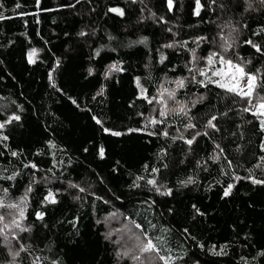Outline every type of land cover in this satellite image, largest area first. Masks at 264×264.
I'll return each instance as SVG.
<instances>
[{
  "label": "trees",
  "instance_id": "trees-1",
  "mask_svg": "<svg viewBox=\"0 0 264 264\" xmlns=\"http://www.w3.org/2000/svg\"><path fill=\"white\" fill-rule=\"evenodd\" d=\"M213 53L264 97V0H0V200H24L19 264H132L114 215L155 245L150 264H264V128L205 70ZM166 79L188 107L153 125Z\"/></svg>",
  "mask_w": 264,
  "mask_h": 264
},
{
  "label": "rangeland",
  "instance_id": "rangeland-1",
  "mask_svg": "<svg viewBox=\"0 0 264 264\" xmlns=\"http://www.w3.org/2000/svg\"><path fill=\"white\" fill-rule=\"evenodd\" d=\"M214 59H215V63L213 64L208 63V66L205 69L208 70L209 67L211 68L212 66H215L217 64L216 67L210 70V76L214 78V81L216 83L217 81H219L218 83L219 85L220 83L227 84L229 87H232L234 84H236L237 81L232 80L230 75L225 77H219L214 75V72L221 68L227 71L226 64L220 62L221 58L217 59L216 57H214ZM223 59L225 61L231 60L233 64H239L241 67H243L245 73L250 75H255L246 71L241 63L228 58H223ZM194 64L196 65V71L203 70V68H201L203 64L200 65L198 62H194ZM112 66L109 68V71H114ZM237 80L239 81V88H242L244 91H247L246 84L248 81V76H244L241 78L238 75ZM178 81L181 80L166 79L159 88L156 97L153 101L152 112L148 117V121H150L151 124L155 125L157 122L161 121V118H163L168 114H172V113L174 114L176 112L186 111L188 107V103H186L185 100H181L176 94L177 90L180 88V86L177 83ZM139 86L141 92L144 93L145 90L140 82H139ZM235 92L239 94V90ZM169 93H172L173 95L170 96ZM248 98L251 102L252 110L262 121L264 128V109L259 108V105L261 103H264V97L261 96L258 92L257 76H256L255 89L253 91V94ZM181 109H183V111H181ZM161 112H164L165 115H161L160 114ZM152 121H156V122L153 123ZM187 135L188 132L186 131H175V136L177 137H185ZM263 147H264V142H263ZM49 199H51V196H49ZM0 203L3 204V207H0V217L3 218L2 220H0V232L2 233L5 241L11 248V261L6 264H19L18 260H16V256L18 255V252L15 250V248L16 245H18L20 242L19 233L25 226L24 200L22 198L17 200H5V202H2L0 200ZM10 205L14 207H9ZM21 212H23V216H21ZM106 222H107L109 234L118 243V246L120 248L119 252L121 253L123 259L129 258L132 261V264H150L152 261L156 260V257L153 255L152 251L150 252L142 251V248L148 243V241H146L143 234L139 231V229L136 226L125 221L120 215L110 216L108 219H106ZM17 224L19 225L18 227ZM136 257H138V259H136Z\"/></svg>",
  "mask_w": 264,
  "mask_h": 264
},
{
  "label": "snow or ice",
  "instance_id": "snow-or-ice-1",
  "mask_svg": "<svg viewBox=\"0 0 264 264\" xmlns=\"http://www.w3.org/2000/svg\"><path fill=\"white\" fill-rule=\"evenodd\" d=\"M171 2L172 0H169V6L171 7ZM197 5H198V8H199V0H197ZM112 11H120L119 9H112ZM122 14V12H121ZM199 14V11H197V15ZM248 43H251V41H248ZM230 47V45H229ZM259 50V49H257ZM218 54L217 53H213L212 55H210L207 60H208V63L209 64H213L215 63V59L214 57H216ZM220 62L223 63V64H226L227 66V71H225V69L221 68L217 71L214 72V75L216 76H219V77H225V76H231L232 80H236L237 83L234 84L232 87H229L227 84H224V83H220V87L222 88H228L229 91H237L239 90V94L241 96H246V97H250L252 94H253V91L255 89V81H256V76L255 75H250V74H247L244 72V69L243 67H241L239 64H233V62L231 60H227L225 61L222 57L220 59ZM112 68L114 70H119L117 68V66L113 65ZM244 77V76H248V81H247V84H246V87H247V91H244L242 88H239V81L237 80V77ZM178 85L180 87H183V81H178L177 82ZM217 83H219V81H217ZM167 91V90H165ZM163 95V94H161ZM170 96H172L173 94L172 93H169ZM155 99V98H153ZM151 102V101H150ZM259 108L260 109H264V103H261L259 105ZM181 111H183V109H181ZM161 115H165L164 112H161L160 113ZM15 119H19V117H15ZM153 123H155L156 121H152ZM211 124V122H210ZM212 127H215V125H211ZM0 127H3V125H0ZM117 135H119V133H116ZM165 135H167V133H164ZM189 144L192 143L191 140L188 141ZM149 183H155V181H149ZM82 191V189H81ZM225 195H228V192H225ZM51 196V194H50ZM0 207H3V204L0 203ZM9 207H14L12 205H10ZM21 216H23V212H21ZM3 218L0 217V220H2ZM19 225L17 224V227ZM155 250V245L151 242V241H148V243L142 248V251L143 252H150V251H153ZM136 259H138V257H136ZM163 259V258H161Z\"/></svg>",
  "mask_w": 264,
  "mask_h": 264
}]
</instances>
